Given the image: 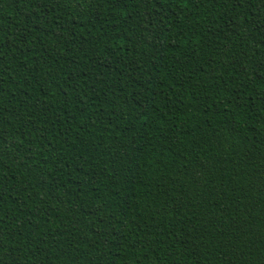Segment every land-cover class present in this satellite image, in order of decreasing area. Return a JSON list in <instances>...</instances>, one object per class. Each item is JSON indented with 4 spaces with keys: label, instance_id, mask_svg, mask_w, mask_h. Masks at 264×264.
Instances as JSON below:
<instances>
[{
    "label": "trees",
    "instance_id": "trees-1",
    "mask_svg": "<svg viewBox=\"0 0 264 264\" xmlns=\"http://www.w3.org/2000/svg\"><path fill=\"white\" fill-rule=\"evenodd\" d=\"M0 264H264V0H0Z\"/></svg>",
    "mask_w": 264,
    "mask_h": 264
}]
</instances>
